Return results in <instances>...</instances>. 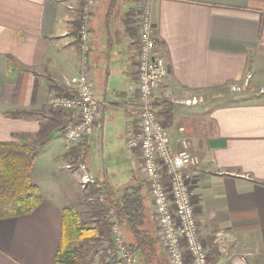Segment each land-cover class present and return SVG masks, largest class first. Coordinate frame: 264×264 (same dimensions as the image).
I'll return each mask as SVG.
<instances>
[{
    "label": "crops",
    "instance_id": "1",
    "mask_svg": "<svg viewBox=\"0 0 264 264\" xmlns=\"http://www.w3.org/2000/svg\"><path fill=\"white\" fill-rule=\"evenodd\" d=\"M138 1L99 0L95 10L92 61L101 105L87 158L96 184L116 191L141 186L153 217L139 163L126 146L132 129L128 106L137 93ZM83 4L0 0V142L35 146L36 162L44 157L51 167L63 157L56 143L59 136L65 141L68 114L53 112L48 102L53 94L69 92L67 82L81 72L77 36ZM154 22V55L169 68L155 96L156 109L173 143L185 128L201 159V166L188 173L200 235L211 241L212 257L214 249L218 255L212 262L233 264L247 255L251 264H264V96L227 105L206 98L252 80L254 56L264 63V0H154ZM163 102L173 106L170 122L162 117ZM13 111L20 114L8 117ZM119 114L126 120L120 137L119 126H107ZM43 126L52 128L45 143L37 137ZM66 154L63 166L72 164L73 170L72 155ZM123 161L127 168L119 171ZM41 190L43 200L32 214L0 219V264H60L63 210L81 204L82 195L74 197L66 187ZM218 234L237 239L228 255L215 244Z\"/></svg>",
    "mask_w": 264,
    "mask_h": 264
},
{
    "label": "built area",
    "instance_id": "2",
    "mask_svg": "<svg viewBox=\"0 0 264 264\" xmlns=\"http://www.w3.org/2000/svg\"><path fill=\"white\" fill-rule=\"evenodd\" d=\"M99 0H84L80 13L78 42L81 72L68 82L69 92L53 94L48 102L50 110L68 114L63 126L65 149L77 151L78 170L83 189L95 180L89 174L87 147L94 135L101 105L93 75L91 26ZM137 44L134 60L137 89L134 102L128 106L132 129L126 140L127 150L139 163V172L152 203L153 222L159 244L171 264H214L212 253L200 235V221L196 215L194 192L189 170L201 166L200 157L193 152L185 128L174 144L167 123L159 117L155 96L169 75L166 60L154 55L157 46L154 22V0H139L137 4ZM194 103V102H193ZM187 102L188 105L193 104ZM83 146V148H82ZM72 169V164L68 166ZM106 195L99 200L106 204ZM112 236L118 259L125 264H138L129 250L125 231L114 214L109 215ZM237 242L233 236L218 234L215 244L224 255ZM233 264H251L243 255Z\"/></svg>",
    "mask_w": 264,
    "mask_h": 264
},
{
    "label": "trees",
    "instance_id": "3",
    "mask_svg": "<svg viewBox=\"0 0 264 264\" xmlns=\"http://www.w3.org/2000/svg\"><path fill=\"white\" fill-rule=\"evenodd\" d=\"M161 105L162 117L170 122L174 116L172 104ZM18 114L19 111H13L7 115ZM51 129L43 126L37 137L45 143ZM72 154L76 155L77 151ZM38 155L35 146L0 142V219L30 215L40 206L43 193L31 178ZM102 193L107 195L106 204L99 200ZM80 203L63 210L57 253L60 264H125L115 251L109 221L112 213L125 231L128 248L137 257L138 264H171L156 237L141 186L116 191L107 184L94 183L89 185ZM86 204H90L91 210H81ZM217 256L214 249L213 259H218Z\"/></svg>",
    "mask_w": 264,
    "mask_h": 264
},
{
    "label": "rangeland",
    "instance_id": "4",
    "mask_svg": "<svg viewBox=\"0 0 264 264\" xmlns=\"http://www.w3.org/2000/svg\"><path fill=\"white\" fill-rule=\"evenodd\" d=\"M262 61L263 60L255 56L252 58L251 73H253L254 75L252 80L248 79L247 82H245L244 84H240L236 86L234 85L228 88H222L219 90H215L213 94L212 93L207 94L208 96L206 98L210 99L211 97H214L217 100L218 105H227V103H233L234 101L235 102L256 101L262 98L264 96V63H262ZM255 75H257V79L255 78ZM108 122L109 124L107 123V126L109 129L119 126V137H120L121 133L124 130V126H126V120L123 117V114H119V117H117V119L114 122L113 120H108ZM58 138L59 139L56 143L57 150H58L57 153L58 155H63V157L57 161L59 162V165L61 167H59L57 163L55 167L53 166L51 167V165L53 164L48 166L47 161H46L47 159H44V157H42V159H39L35 163V166H34L35 168L33 169V173H32V182L36 185H39L42 189H46V187L53 188V189H57L60 187H66L70 191L71 194L74 193V197H77L76 195L78 196L82 195L83 196L82 199L84 200V194L86 193V190L87 188H89V186H87L86 189H83L82 185L80 186V179H81L82 174L78 170V163H77L78 161H76L77 154L76 155L70 154L72 155V160L69 159V163L73 161L74 162L73 164L74 165L76 164L77 167H75L73 170L65 169L63 165L64 163L68 161L67 154H66L67 152H66L62 137L59 136ZM119 151L122 152L120 142H119ZM124 151L127 154L126 149H124L123 152ZM130 160L135 163V161L132 158ZM87 161L89 165L88 158H87ZM125 163L126 162L123 161L120 164L122 166H119V171H122L125 168H127L124 165ZM139 176L142 180V183H144L140 172H139ZM144 186L146 188V185ZM70 196L72 197V195ZM81 210H91L90 204L89 206L88 204H86L85 207H81ZM202 238L206 240L207 242L206 244L209 247L211 241H209L207 238H204V237Z\"/></svg>",
    "mask_w": 264,
    "mask_h": 264
}]
</instances>
